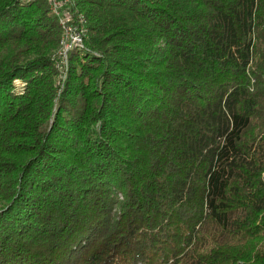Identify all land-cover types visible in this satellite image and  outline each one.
Wrapping results in <instances>:
<instances>
[{
  "label": "trees",
  "instance_id": "16d2710c",
  "mask_svg": "<svg viewBox=\"0 0 264 264\" xmlns=\"http://www.w3.org/2000/svg\"><path fill=\"white\" fill-rule=\"evenodd\" d=\"M0 264H264V0H0Z\"/></svg>",
  "mask_w": 264,
  "mask_h": 264
},
{
  "label": "built area",
  "instance_id": "2783aa9c",
  "mask_svg": "<svg viewBox=\"0 0 264 264\" xmlns=\"http://www.w3.org/2000/svg\"><path fill=\"white\" fill-rule=\"evenodd\" d=\"M61 6L62 5L56 1L53 5L54 13L60 14L59 8ZM70 18H71V15L69 13H67L66 16L62 18L63 19L62 22L64 24V29H65L64 34H63V45L67 49L82 42L83 31H84V29L80 31L77 30V27L73 23L69 22ZM81 20L83 21L82 18ZM66 57L67 56L65 55V59ZM66 63H67V60H66Z\"/></svg>",
  "mask_w": 264,
  "mask_h": 264
}]
</instances>
